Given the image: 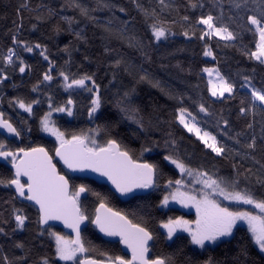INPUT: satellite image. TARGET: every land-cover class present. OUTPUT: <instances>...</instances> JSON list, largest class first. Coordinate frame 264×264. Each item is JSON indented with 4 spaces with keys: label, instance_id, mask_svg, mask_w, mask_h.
Wrapping results in <instances>:
<instances>
[{
    "label": "trees",
    "instance_id": "1",
    "mask_svg": "<svg viewBox=\"0 0 264 264\" xmlns=\"http://www.w3.org/2000/svg\"><path fill=\"white\" fill-rule=\"evenodd\" d=\"M205 18L232 40L209 34ZM252 18L264 25V0H0V113L19 134L0 135V264L80 260L57 257L51 231H63L41 227L36 208L10 185L17 149L40 145L52 154L57 143L42 133L40 121L64 105L67 110L52 113L51 122L65 138H95L100 146L115 141L155 170V182L143 195L121 200L105 184L72 176L54 161L71 191L85 187L78 206L89 219L97 203L108 204L152 234L150 254L162 264H264V253L243 225L199 249L188 234L168 240L160 230L167 220L194 218L176 206L160 207L167 184L179 178L168 160L264 204V106L245 87L264 96V62L254 57L260 38ZM154 29L163 31L162 39L155 40ZM210 67L230 94L211 96L203 72ZM182 110L216 138L220 152L179 122ZM81 242L91 258H127L118 242L100 237L93 226L83 229Z\"/></svg>",
    "mask_w": 264,
    "mask_h": 264
},
{
    "label": "water",
    "instance_id": "2",
    "mask_svg": "<svg viewBox=\"0 0 264 264\" xmlns=\"http://www.w3.org/2000/svg\"><path fill=\"white\" fill-rule=\"evenodd\" d=\"M72 105V101H69ZM0 135L19 138L14 124L0 113ZM9 164L14 180L10 185L17 198L38 211L41 227L55 226L72 238L79 253L78 264H162L161 258L150 254L152 234L132 223L124 214L103 201L96 204L93 217L81 213L76 198L70 195L69 179L58 169L57 161L72 176L105 184L121 200L143 195L155 182V170L146 162L135 161L115 141L98 149H87L83 138H69L58 144L52 154L40 145L14 152ZM23 182V183H22ZM84 186L76 188L78 199L85 197ZM19 219V217H18ZM93 226L97 234L109 242H118L122 254L114 260H100L85 255L81 233Z\"/></svg>",
    "mask_w": 264,
    "mask_h": 264
},
{
    "label": "rangeland",
    "instance_id": "3",
    "mask_svg": "<svg viewBox=\"0 0 264 264\" xmlns=\"http://www.w3.org/2000/svg\"><path fill=\"white\" fill-rule=\"evenodd\" d=\"M210 22L211 20L208 18L201 20L209 34L211 33L223 39L231 37L225 29L213 27ZM251 22L260 38L254 57L264 62V26H260L254 18L251 19ZM153 32L156 41L164 36L163 31L159 29H154ZM205 51V56L210 58L212 55L211 51L208 48ZM15 53L12 50L9 53L8 60ZM22 60L20 69L24 71L25 64ZM203 72L207 77L212 97H222L224 94L231 93V87L225 82L215 67L203 68ZM245 87L251 91L253 101L264 106V96L257 91L250 90L248 84ZM20 108H24L23 104ZM66 110L67 107L64 105L59 109H54V112L62 113ZM54 112L43 116L40 121L41 131L51 137L55 143L60 144L66 141L67 138L51 122V115ZM178 116L179 122L186 126L191 133L198 136L215 153L220 152L216 138L206 130H203L192 115L182 110L178 111ZM84 142L87 149L95 150L101 147L97 144L95 138H85ZM14 159L15 157L11 161L13 162ZM168 163L178 171L179 178L177 181L167 184L169 192L161 200L160 207L165 209L176 206L185 212L194 214L193 219L188 216H181L161 223L160 230L166 234L168 240H172L177 233L188 234L192 245L199 249L220 243V240L230 237L235 226L243 225L251 234L257 249L264 253L263 203L249 195L226 190L218 180L215 181L199 172L186 169L185 166L175 160H168ZM70 195L76 198L78 205L80 199L76 195V189L70 191ZM18 217L19 221H23L21 216L18 215ZM51 239L54 241L57 257L60 260L71 263L78 262L79 253L71 237L64 232L58 233L52 230Z\"/></svg>",
    "mask_w": 264,
    "mask_h": 264
},
{
    "label": "crops",
    "instance_id": "4",
    "mask_svg": "<svg viewBox=\"0 0 264 264\" xmlns=\"http://www.w3.org/2000/svg\"><path fill=\"white\" fill-rule=\"evenodd\" d=\"M258 24H259V23H258ZM251 25H253V24H252V22H251ZM260 26H261V25H260ZM263 26H264V25H263ZM263 26H262V27H263ZM253 27H254V26H253ZM225 39H227V40H232L231 38H228V37H227V38H225ZM255 52H256V51H255ZM215 68H216V67H215ZM216 69H217V68H216ZM217 71H218V70H217ZM207 83H208V82H207ZM209 93H210V94H211V96H212V93L210 92V90H209ZM213 97H214V96H213Z\"/></svg>",
    "mask_w": 264,
    "mask_h": 264
},
{
    "label": "flooded vegetation",
    "instance_id": "5",
    "mask_svg": "<svg viewBox=\"0 0 264 264\" xmlns=\"http://www.w3.org/2000/svg\"><path fill=\"white\" fill-rule=\"evenodd\" d=\"M146 188H149V187H146ZM146 188H145V190H146Z\"/></svg>",
    "mask_w": 264,
    "mask_h": 264
}]
</instances>
